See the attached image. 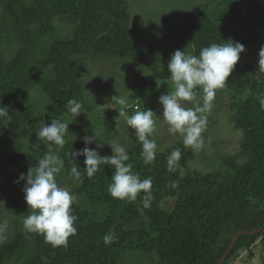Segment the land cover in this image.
<instances>
[{
  "label": "trees",
  "instance_id": "1",
  "mask_svg": "<svg viewBox=\"0 0 264 264\" xmlns=\"http://www.w3.org/2000/svg\"><path fill=\"white\" fill-rule=\"evenodd\" d=\"M226 1L227 7L215 21L192 12L177 25L168 20V31L161 39L144 41L131 28L128 0H30V5L24 0H0V106L4 107L11 96L33 90L38 81L57 109H63V103L67 107L71 99L79 100L81 113L73 116L69 130L73 135L81 132L82 137L67 141L59 149L64 170L72 176L71 153L85 147L83 137H93L87 146L99 154L101 147L83 110L81 78L85 59H115L122 72L136 71L146 57L163 56L187 45L195 47L198 55L201 48L212 43L236 40L240 26L252 31L264 27V10L260 9L264 0ZM55 18L73 26L69 39L56 38ZM170 43L173 46L165 50ZM262 46L264 41L259 50ZM48 53L53 57L45 58ZM48 62L54 68H45ZM43 71L46 72L40 76ZM228 83L237 93L249 91L236 117L237 126L247 134L242 146L246 159L243 164L238 163L237 156L229 157L211 173L181 178L180 169L188 160L182 151L179 167L173 172L168 170L165 158L153 162L154 166L135 162L134 174H139L141 180L152 179V200L145 207L144 193L135 199L139 204L113 198L108 186L114 167L102 165L89 178L84 170L85 158L80 156L75 160L81 173L76 193L85 196L91 208L105 206L106 217L99 220L88 209H75L77 231L68 238L67 246L57 247L46 242L43 235L28 232L23 222L15 221L14 238L0 246V264H119L126 250L155 252L159 264H220L236 234L264 228V108L259 102L264 96V72L256 74L244 66L229 76ZM38 116L35 106L24 103L12 112L11 120L19 129H25L38 122ZM4 121L0 118V152L9 149L11 155H0V203L11 205L25 217V181L9 187L2 179L16 181L21 173L36 166L48 152V142L32 143L24 152L8 137ZM173 182H177L176 187H172ZM174 196V209L166 213L159 204ZM138 207L149 227L126 228L130 217L138 216ZM105 235L114 237L111 243H104ZM258 235L241 234L228 257L251 247Z\"/></svg>",
  "mask_w": 264,
  "mask_h": 264
},
{
  "label": "rangeland",
  "instance_id": "2",
  "mask_svg": "<svg viewBox=\"0 0 264 264\" xmlns=\"http://www.w3.org/2000/svg\"><path fill=\"white\" fill-rule=\"evenodd\" d=\"M30 5V0H24ZM129 12L131 16V28L138 32L144 41L156 37L161 39L167 30L166 22L173 21L176 25L188 19L192 12H200L207 20H217L220 12L227 7L226 0H128ZM0 3V15L2 8ZM168 21V22H169ZM56 38L59 40L69 39L73 34V26L53 19ZM169 28V26H168ZM244 28V27H243ZM239 27V34L236 40L245 47V52L241 54L240 60L234 67V71L249 66L253 73H258L259 66V44L264 41V27L255 31ZM168 44L165 50L172 47ZM163 49V48H162ZM191 54L193 47L190 45L181 46L179 50H185ZM173 50V49H172ZM177 50V49H176ZM175 50V51H176ZM174 51H167L163 56H150L143 60L142 65L136 71L122 72L117 60L95 61L91 58L85 59V66L82 72L84 114L89 121L94 134L100 140V154L102 156L113 155L109 142H116L126 147L129 154V161L132 167L135 162H143L141 155L142 145L135 135V130L127 128L122 123L119 111L123 107L128 115L135 111L144 109L153 110L157 116H162L163 107L159 103V97L163 94L171 93L174 85L169 80L170 73L167 65ZM53 57L48 53L45 58ZM44 58V59H45ZM45 68H54L53 63H47ZM46 71L41 72L43 76ZM52 89V88H51ZM66 90L63 89L62 93ZM61 94V93H60ZM198 101H202V90H197ZM93 96V97H92ZM120 96L126 98V104L121 106L113 102L112 98ZM249 97V91L244 90L237 93L229 86L228 81L223 89L217 91V96L213 102V107L206 114L207 122L202 133L203 145L199 149L185 147L182 137L168 131V125L162 117H157V128L153 138L158 145L155 163H159L164 158L167 159L174 149L188 155V160L180 169L181 178H192L211 173L217 170L224 159L237 156L238 163L243 164L246 159L242 152V146L247 137L246 132L237 126L236 117L238 106ZM27 103L35 106L39 113L38 122L25 129H19L11 120L12 112L20 104ZM63 109L58 108L48 93L42 91L40 81L35 88L24 94H17L9 97L4 103L5 110H8L10 117L5 118L4 126L10 139L22 146L24 152H28L32 143L40 142L35 133L41 124H50L52 119L66 118L70 124L73 116L68 112L63 103ZM81 132L73 135L70 130L65 134L66 142L81 139ZM0 155L10 156L9 149H4ZM155 163H151L154 166ZM152 169H154L152 167ZM57 182L69 187L78 197L79 204L76 209H88L94 216L103 220L106 217L107 208L97 206L91 208L85 196L76 193L78 181L67 174L65 170L56 177ZM2 183L9 187L15 186V181L2 179ZM133 201L134 204L135 200ZM176 196L162 200L159 207L166 213H170L175 206ZM139 204V203H137ZM264 202L261 203V206ZM138 216L130 217L126 228H148L149 224L138 207ZM25 215H28V205L24 206ZM24 217L17 209L7 203H0V246L11 241L15 234V221L23 222ZM255 243L241 251L231 254L226 258V264H264V228L258 233ZM24 261L19 264H23ZM7 264H14L12 261ZM119 264H159L157 253H143L139 251L126 250L122 253Z\"/></svg>",
  "mask_w": 264,
  "mask_h": 264
},
{
  "label": "clouds",
  "instance_id": "3",
  "mask_svg": "<svg viewBox=\"0 0 264 264\" xmlns=\"http://www.w3.org/2000/svg\"><path fill=\"white\" fill-rule=\"evenodd\" d=\"M196 49L193 47L192 52ZM245 47L238 41H224L212 43L199 50L198 55L177 49L171 55L167 65L169 80L174 85L171 93L159 97L163 107L162 116H157L151 109L137 110L128 115L122 107L119 116L122 123L135 130L137 139L141 142L143 162L150 164L156 159L157 143L153 134L157 128V117H162L167 123L168 131L179 134L185 147L199 149L203 145L202 133L205 129L206 114L213 107L217 91L223 89L234 67L240 60ZM259 72H264V46L258 53ZM202 90V101L199 103L197 90ZM93 97V96H92ZM113 102L124 106L126 98L115 96ZM264 108V96L259 99ZM81 102L77 99L68 101L67 110L74 116L81 111ZM10 117L8 110L0 106V118ZM70 122L66 118L52 119L50 124H41L35 133L38 140L48 142V152L39 159L38 164L29 168L26 174L21 173L16 183L25 181L23 186L24 199L28 205V215L23 219L24 228L31 233L44 236L45 241L53 247L67 246L68 238L77 231L73 214L79 204L78 197L72 190L59 184L56 177L64 170V159L59 155L66 143L65 134L69 130ZM85 147L71 153L73 167L71 175L81 179V173L76 167L75 160L83 156L84 170L87 177L92 178L100 171L102 165L114 167L108 186L109 194L119 200H135L140 193H144L143 203L150 206L152 200V179L141 180L139 174H134L127 149L124 145L109 142L113 155L101 156L95 149L87 145L93 142V137L84 136ZM181 152L174 149L167 157L168 170L173 172L179 167ZM177 182L172 183L176 187ZM3 226H0V231ZM114 237L105 235L104 243H111Z\"/></svg>",
  "mask_w": 264,
  "mask_h": 264
},
{
  "label": "water",
  "instance_id": "4",
  "mask_svg": "<svg viewBox=\"0 0 264 264\" xmlns=\"http://www.w3.org/2000/svg\"><path fill=\"white\" fill-rule=\"evenodd\" d=\"M255 1H256L257 3H259L258 0H255ZM260 9L264 10V6H263V5H260ZM261 230H262V229H261ZM261 230H259V231H251V232H243V233H238V234H236V236H234V238H233V240H232V243H231L229 249L227 250L226 254L223 256V258H222L220 264H224V263H225V260H226V258L228 257L229 253L231 252L232 247H233L235 241L237 240V238H238L241 234H254V233H259Z\"/></svg>",
  "mask_w": 264,
  "mask_h": 264
}]
</instances>
